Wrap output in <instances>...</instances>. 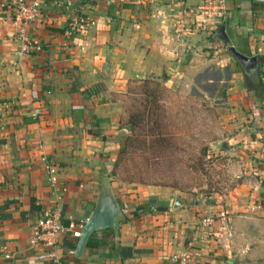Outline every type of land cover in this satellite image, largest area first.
Returning a JSON list of instances; mask_svg holds the SVG:
<instances>
[{
	"label": "crops",
	"instance_id": "1",
	"mask_svg": "<svg viewBox=\"0 0 264 264\" xmlns=\"http://www.w3.org/2000/svg\"><path fill=\"white\" fill-rule=\"evenodd\" d=\"M202 1L44 0L31 29L44 50L30 56L21 52L17 27L0 7V264H182L174 259L182 254L189 264H264V207L258 209L264 203V169L247 170V190L238 200L233 193L230 200L191 202L154 186L117 194L100 172L103 161L85 156L93 155L90 145L100 136L92 130L84 135L85 123L96 126L99 120L85 91L96 73L127 68L134 78L159 72L166 87L191 88L201 80L222 84L221 72L231 74L234 59L214 37L221 23L208 33L196 20ZM225 28L237 51L257 57V70L239 67L234 75L248 87L255 84L247 92L263 103L264 0H229ZM36 109L40 114L34 117ZM257 117L260 129L251 133L259 140L249 142L264 155V115ZM45 157L55 165V184L45 172ZM103 178L124 215L118 246L113 230H98L94 240L113 236L103 247L85 246L76 258L78 234ZM48 208L60 211L65 228L52 248L33 240ZM205 217L211 226L200 224Z\"/></svg>",
	"mask_w": 264,
	"mask_h": 264
},
{
	"label": "rangeland",
	"instance_id": "2",
	"mask_svg": "<svg viewBox=\"0 0 264 264\" xmlns=\"http://www.w3.org/2000/svg\"><path fill=\"white\" fill-rule=\"evenodd\" d=\"M233 62L230 75L228 69L221 72L222 84L201 80L195 88L166 87L159 72L134 78L127 68L96 73L85 91L99 120L96 126L85 123L84 135L92 130L100 136L92 140L93 155L87 153V161H103L100 172L115 184L117 194L154 186L178 191L191 202L230 200L233 193L240 198L247 190V170L264 169V155L249 142L257 138L252 133L260 129L255 119L264 115V101L250 97L247 91L255 84L248 87L241 75L235 77L240 68ZM207 75L218 78L216 73ZM127 126L133 130L121 155Z\"/></svg>",
	"mask_w": 264,
	"mask_h": 264
},
{
	"label": "built area",
	"instance_id": "3",
	"mask_svg": "<svg viewBox=\"0 0 264 264\" xmlns=\"http://www.w3.org/2000/svg\"><path fill=\"white\" fill-rule=\"evenodd\" d=\"M44 0H1L0 7L5 9L10 15L13 24L17 27L15 35L16 41L21 44V52L25 55L40 54L44 50L43 44L31 34V29L40 16L41 6ZM229 0H203L196 10V20L204 27L206 32H214L216 27L225 19L227 12V2ZM81 24H89L84 19L79 20ZM216 26V27H215ZM213 27L215 29H213ZM40 111L36 109L33 116L37 117ZM46 174L50 178L51 184L56 183V168L53 161L47 157L42 159ZM264 207V203L258 209ZM213 223L211 218H201L200 224L209 227ZM65 228L62 224L61 213L58 209H46L38 220L34 229L33 240L41 243L45 248L55 247L57 239ZM80 233V232H79ZM79 237V234H78ZM71 255L74 251L70 252ZM10 258L9 255L5 256ZM182 264H189L186 254L179 255Z\"/></svg>",
	"mask_w": 264,
	"mask_h": 264
},
{
	"label": "water",
	"instance_id": "4",
	"mask_svg": "<svg viewBox=\"0 0 264 264\" xmlns=\"http://www.w3.org/2000/svg\"><path fill=\"white\" fill-rule=\"evenodd\" d=\"M214 37L216 40L223 42L227 46V52L245 72L249 69L257 70V57H247L237 51L231 44V40L226 32L225 19L221 22ZM180 200L176 198L175 208L179 207ZM124 220V215L119 207V203L114 195L111 183L108 178H103L100 183L99 193L94 209L79 233L78 242L75 249V257L80 258L83 255L87 240L92 233L111 229L115 235V245L119 243V227Z\"/></svg>",
	"mask_w": 264,
	"mask_h": 264
},
{
	"label": "trees",
	"instance_id": "5",
	"mask_svg": "<svg viewBox=\"0 0 264 264\" xmlns=\"http://www.w3.org/2000/svg\"><path fill=\"white\" fill-rule=\"evenodd\" d=\"M238 66V64H236ZM148 92L144 91V95H146ZM149 97H152L151 95H149ZM141 121V119L139 120V122ZM132 122H136V120L134 118H132ZM155 122V121H153ZM152 124H155V123H152ZM159 128H161V126H159ZM133 130V128H131L130 126H127L126 127V131H127V134L125 135L126 137L124 138V142H123V145H122V150L119 151V154H124L126 151H127V146H128V142H130V132ZM93 135V134H92ZM94 136V135H93ZM263 136H264V133H263ZM96 137V136H94ZM102 139H105L104 136L102 135L101 136ZM207 152V148H203V154H205ZM162 211V210H160ZM111 230V229H110ZM112 231V230H111ZM94 234V233H93ZM93 234L89 237L87 243H86V248L87 249H93V248H98V247H103L106 245V238L107 237H111L113 236V233L110 232L108 235H105V238H102L101 240H94L93 239Z\"/></svg>",
	"mask_w": 264,
	"mask_h": 264
}]
</instances>
